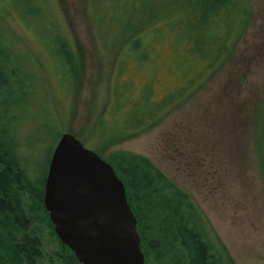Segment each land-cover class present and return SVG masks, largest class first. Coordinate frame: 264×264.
<instances>
[{
  "label": "rangeland",
  "instance_id": "rangeland-1",
  "mask_svg": "<svg viewBox=\"0 0 264 264\" xmlns=\"http://www.w3.org/2000/svg\"><path fill=\"white\" fill-rule=\"evenodd\" d=\"M169 1L0 0L9 63L17 61L21 74L34 79L32 93L17 102L29 114L17 132L23 138L38 131L44 108L60 135L74 134L103 159L116 152L148 157L191 194L225 264H264V0H242L245 22L228 59L152 126L134 132L122 129L124 117L102 115L116 101L125 110L127 98L160 100L190 74L195 54L173 27L177 15L165 11ZM57 36L75 57V80ZM137 38L140 46L131 47ZM99 117L107 123L99 125ZM56 137L33 140L40 169ZM31 215L44 245L55 247L49 217L41 209Z\"/></svg>",
  "mask_w": 264,
  "mask_h": 264
},
{
  "label": "trees",
  "instance_id": "trees-1",
  "mask_svg": "<svg viewBox=\"0 0 264 264\" xmlns=\"http://www.w3.org/2000/svg\"><path fill=\"white\" fill-rule=\"evenodd\" d=\"M172 2L169 1L165 11L168 10V15H177L178 21L173 27L178 34H183L188 50L196 55H191L188 61L186 71L191 75H185L187 78H182V84L160 100L142 104L141 99L130 102L127 98L125 110L117 101L112 111H108L109 105H106L102 115L106 112L112 120L119 117L127 120V126L122 129L134 132L146 129L183 102L203 79L228 59L236 34L245 22L242 0H174L175 6ZM55 41L59 43V53L66 57L67 71L75 74V80L77 68L73 53L60 37ZM130 46L138 48V38ZM9 55V44L0 31V264H81L55 234L57 245L47 249L37 229L31 225V213L38 209L48 216L42 200L54 146L48 153L47 166L40 169L35 156H31L36 148L32 142L44 141L48 133H55L58 139L60 131L50 119V111L43 108V121L34 128L38 131L19 137L16 126L24 114L25 117L29 114L17 102H23L26 92L32 93L34 79L29 73L28 76L21 74L17 61L9 63ZM13 104L18 111L15 112ZM12 120H15L14 125ZM99 120L101 126L107 123L105 118L99 117ZM105 160L125 186L127 202L137 220L144 264H225V254L191 194L151 159L138 153L116 152ZM49 227L53 233L51 222Z\"/></svg>",
  "mask_w": 264,
  "mask_h": 264
},
{
  "label": "water",
  "instance_id": "water-1",
  "mask_svg": "<svg viewBox=\"0 0 264 264\" xmlns=\"http://www.w3.org/2000/svg\"><path fill=\"white\" fill-rule=\"evenodd\" d=\"M42 201L56 237L81 264H144L123 182L70 132L52 150Z\"/></svg>",
  "mask_w": 264,
  "mask_h": 264
}]
</instances>
